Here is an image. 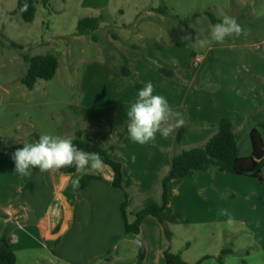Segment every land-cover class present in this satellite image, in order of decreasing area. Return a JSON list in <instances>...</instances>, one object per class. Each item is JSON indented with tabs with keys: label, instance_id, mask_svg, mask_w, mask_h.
I'll list each match as a JSON object with an SVG mask.
<instances>
[{
	"label": "crops",
	"instance_id": "crops-1",
	"mask_svg": "<svg viewBox=\"0 0 264 264\" xmlns=\"http://www.w3.org/2000/svg\"><path fill=\"white\" fill-rule=\"evenodd\" d=\"M234 3L238 9L250 6L255 17L264 16V0ZM230 6V0H82L79 8L85 14L80 19L103 17L97 31L102 43L88 35L52 45L59 59L57 73L32 90L20 82L11 86L17 77L5 68L0 53V135L14 138L0 142V238L11 224L8 240L16 264H138L141 253V264H166V250L187 264L205 257L202 264H220L227 249L232 253L223 256L224 264H241L252 251L264 254V184L256 178L209 169L175 179L161 214L172 239L154 216L144 218L138 236L129 237L122 215L125 193L113 186L109 166L103 174L33 167L26 177L15 172L12 159L25 142L37 141L31 136L35 131L73 139L81 130L91 143L116 144L110 157L122 162L125 177L133 182L126 209L133 224L136 212L162 202V180L174 153L206 144L217 132V121L234 123L239 154L249 157L250 130L264 120V28L257 38L228 36L224 43L202 49L196 41L209 36L213 24L205 16L182 22L208 9L223 19L230 16ZM164 7L178 19L155 11ZM186 25L201 32L181 39L179 30ZM59 55L70 56L64 70ZM195 56L203 58L198 68L191 63ZM122 57L141 88L151 81L155 94L183 114L187 138L178 148L179 128L168 138L157 133L155 141L144 145L127 132V111L141 88L135 80L122 87ZM145 57L174 77H166ZM78 60L87 62L70 68ZM26 128L30 131L23 133ZM86 175L99 178L78 192L73 181ZM243 238L252 245L240 247Z\"/></svg>",
	"mask_w": 264,
	"mask_h": 264
},
{
	"label": "trees",
	"instance_id": "trees-1",
	"mask_svg": "<svg viewBox=\"0 0 264 264\" xmlns=\"http://www.w3.org/2000/svg\"><path fill=\"white\" fill-rule=\"evenodd\" d=\"M52 1L53 0H41L43 6L45 7L51 5ZM37 2L38 0H18V13L26 23H32L35 20L37 14ZM24 3H27L29 7L26 12H21L20 8ZM230 3V16L237 18V21L242 26V28L247 30L246 35L254 34L257 38L258 33L264 28V16H253L251 14L250 6H245L238 9L234 3V0H230ZM155 11L159 14L169 16L170 18L178 19V17L172 16L166 7L156 9ZM203 16L207 17L213 25L222 21V19L217 17L211 9H208L202 13H194L188 18L183 19L182 22H194L198 18ZM102 19V16L86 17L80 19L77 24V31L74 36L81 37L90 35L95 42L102 43L97 34ZM184 44L185 43L182 42L180 43V46H184ZM7 46L18 51H23L27 48V46L19 44L8 37L0 36V47L5 48ZM22 57L27 66V71L25 75L21 77L19 82L20 84L26 86L29 90H32L39 81L52 80L59 68V59L54 54H23ZM145 59L151 65L158 68V70L166 77H174L173 72L156 66L146 57ZM119 70L124 76V83L122 84V87L125 85V82L127 80H135L137 88H141V85L138 83L137 77L130 71L127 60L124 57H122V64L120 65ZM214 126L217 127V132L207 141L206 144L201 147L174 153L172 157V168L162 180V202L160 204H153L136 212V221L133 224H130L128 222L126 213V209L129 204L128 191L132 187L133 182L130 178L125 177L122 162L110 157V153L116 150V144L108 147H101L97 144L85 140L84 133L81 130L76 132L75 137L72 140L73 143L80 149L86 152L98 153L103 159L104 163L113 170L114 179L112 184L114 187L124 191L126 198L124 203L122 204V215L125 221L126 236H138L144 218H146L147 216H154L160 220V222L164 226L168 240H171L172 234L169 231L166 223L163 221L161 214L168 205L169 186L173 180L193 176L197 172L215 169L220 172H225L233 175L256 178L264 184V120L254 124L250 130L252 153L249 157H241L239 154V142L235 137L234 123L231 120L221 119L214 123ZM187 130L188 127L183 125L177 131L175 137L176 148H178L186 141ZM40 135V133L35 131L31 136L35 137L38 140ZM13 139L14 138H4L0 135V142L3 140ZM59 171L67 174H72L76 172V169L75 167H66ZM98 178L99 177L93 175L84 176L79 180V186L76 187V190L80 192L92 180ZM11 229L12 225L8 224L0 238V264H16V255L14 254V251L12 250L10 242L8 240ZM231 253L232 251L230 249L223 250L221 256L218 258L219 263L224 264L223 256ZM143 258L144 254L141 253L139 256L138 264L142 263ZM165 258L166 264H187L181 259L179 255L171 253L170 250L165 251ZM206 258L207 257L202 258L196 264H202V262Z\"/></svg>",
	"mask_w": 264,
	"mask_h": 264
},
{
	"label": "clouds",
	"instance_id": "clouds-1",
	"mask_svg": "<svg viewBox=\"0 0 264 264\" xmlns=\"http://www.w3.org/2000/svg\"><path fill=\"white\" fill-rule=\"evenodd\" d=\"M28 7L24 3L20 11L26 12ZM242 33L246 35L247 30L242 28L237 18L224 16L220 23L212 26L209 36L197 39L196 43L202 49H211L213 44L224 43L226 37H238ZM127 116L130 120L127 132L133 141L141 145L155 141L157 133L168 138L185 123L182 113L174 111L164 96L155 94L151 81L138 91ZM12 159L15 172L26 177L32 175L33 167H38L40 172H57L66 167H75L77 172L90 170L97 174H103L107 168L98 153L80 149L72 138L49 133L41 134L32 144L25 142L23 148L13 153ZM73 186L78 187L79 181H73Z\"/></svg>",
	"mask_w": 264,
	"mask_h": 264
},
{
	"label": "rangeland",
	"instance_id": "rangeland-1",
	"mask_svg": "<svg viewBox=\"0 0 264 264\" xmlns=\"http://www.w3.org/2000/svg\"><path fill=\"white\" fill-rule=\"evenodd\" d=\"M81 2L82 0H55L51 5L45 7L41 0H38L36 3L37 14L35 20L32 23H26L18 13V0H0V36L8 37L25 46L28 42H32L23 51L15 50L9 46L5 48L0 47L5 68L12 70L13 75L17 77L11 86L14 85L15 87L19 85V79L26 71V64L22 57L23 54H54L52 51L55 49H53L52 45L73 38L77 31L78 20L85 14L79 8ZM132 16V14L128 13L127 18H132ZM106 31V29L101 31V34L104 35ZM179 31L181 39L192 37L201 32L199 29L196 30L192 25L182 26ZM68 55L65 59L59 55L62 63L61 70L66 69L68 66L67 62L70 61V56ZM198 58L203 60L201 56H195L191 62L194 68H198L201 65L202 60L201 62H197ZM86 62L85 60H78L71 64L70 68L75 69L79 63L86 64ZM27 131H30V128L23 130V133ZM250 244L252 245V243H248L247 239L244 238L239 242V246L242 248H246ZM244 258L241 264L245 261H248V264L264 263V254L262 252L253 253L252 251L250 258Z\"/></svg>",
	"mask_w": 264,
	"mask_h": 264
},
{
	"label": "water",
	"instance_id": "water-1",
	"mask_svg": "<svg viewBox=\"0 0 264 264\" xmlns=\"http://www.w3.org/2000/svg\"><path fill=\"white\" fill-rule=\"evenodd\" d=\"M136 243H138L140 247L142 248V250L144 251V244L138 239L136 240Z\"/></svg>",
	"mask_w": 264,
	"mask_h": 264
},
{
	"label": "built area",
	"instance_id": "built-area-1",
	"mask_svg": "<svg viewBox=\"0 0 264 264\" xmlns=\"http://www.w3.org/2000/svg\"><path fill=\"white\" fill-rule=\"evenodd\" d=\"M197 62H201V58H198V59H197Z\"/></svg>",
	"mask_w": 264,
	"mask_h": 264
}]
</instances>
